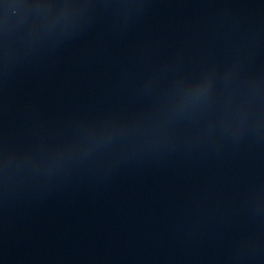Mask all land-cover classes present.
Instances as JSON below:
<instances>
[{
    "label": "water",
    "instance_id": "95a60500",
    "mask_svg": "<svg viewBox=\"0 0 264 264\" xmlns=\"http://www.w3.org/2000/svg\"><path fill=\"white\" fill-rule=\"evenodd\" d=\"M0 264H264V0H0Z\"/></svg>",
    "mask_w": 264,
    "mask_h": 264
}]
</instances>
